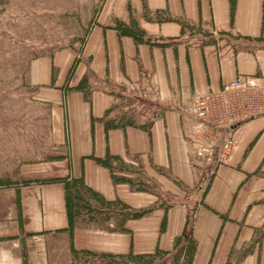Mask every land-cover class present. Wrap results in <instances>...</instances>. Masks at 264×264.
Masks as SVG:
<instances>
[{
  "label": "crops",
  "instance_id": "crops-1",
  "mask_svg": "<svg viewBox=\"0 0 264 264\" xmlns=\"http://www.w3.org/2000/svg\"><path fill=\"white\" fill-rule=\"evenodd\" d=\"M81 3L80 43L28 64L48 146L0 186V264H108L170 254L177 240L195 244L191 264H264V115L234 128L218 163L196 155L188 112L195 92L264 81V0H235L233 11L230 0ZM123 164L152 189L115 181L128 177ZM76 180L94 198L78 197Z\"/></svg>",
  "mask_w": 264,
  "mask_h": 264
},
{
  "label": "rangeland",
  "instance_id": "rangeland-1",
  "mask_svg": "<svg viewBox=\"0 0 264 264\" xmlns=\"http://www.w3.org/2000/svg\"><path fill=\"white\" fill-rule=\"evenodd\" d=\"M88 12L81 0H8L0 4L1 187L12 182L22 164L34 163L47 152V120L44 108L32 99L28 64L36 55L61 46L78 45L82 34L80 24ZM256 77L262 80V86L223 103L221 112L241 115L251 110H263L264 115V81L260 76ZM216 106H211L210 117L216 113ZM210 124L213 131L222 134L224 121L215 117ZM192 146L195 150L193 142ZM173 255L172 252L166 257L171 259ZM121 260H112L109 264H143L138 260ZM155 260L158 262L157 258Z\"/></svg>",
  "mask_w": 264,
  "mask_h": 264
},
{
  "label": "built area",
  "instance_id": "built-area-1",
  "mask_svg": "<svg viewBox=\"0 0 264 264\" xmlns=\"http://www.w3.org/2000/svg\"><path fill=\"white\" fill-rule=\"evenodd\" d=\"M260 80L256 76L236 78L223 83L217 91L198 92L192 95L188 112L194 120L193 145L199 158L208 160L215 158L218 163L227 161L231 151L235 148V141L232 138L234 128L255 116L262 115L263 110H251V112H244L241 115L238 113L233 115L229 112H221L220 106L245 91L261 87ZM212 105H217L216 113L210 117ZM215 117L216 120L225 122L221 127V135H219V131H213L210 124V120ZM40 238L41 235L35 236L37 240Z\"/></svg>",
  "mask_w": 264,
  "mask_h": 264
},
{
  "label": "trees",
  "instance_id": "trees-1",
  "mask_svg": "<svg viewBox=\"0 0 264 264\" xmlns=\"http://www.w3.org/2000/svg\"><path fill=\"white\" fill-rule=\"evenodd\" d=\"M7 1L8 0H0V4H2L3 2L6 3ZM230 3H231V11H233L235 0H230ZM113 24H114L115 28H117L118 30H120L123 33L131 35L137 41H141L144 39V36H143L140 28H138L136 26V24L133 27H132V25L128 26L118 19L114 20ZM183 27H185L184 24H183ZM187 28L190 30L189 32H191L192 34H201L203 36H208V37L210 36L211 37V35L209 33L202 31L200 28H197L194 26H192V27L187 26ZM223 34L224 33H221L220 36H222ZM81 39H82V37L79 38V41H81ZM211 39L213 40L212 37H211ZM173 41L174 40H171V42H173ZM40 55H44V54H40ZM40 55H36V56H40ZM36 56H34V57H36ZM85 79L86 78H83L81 80V82L75 88L80 89V90H84L86 88ZM85 93H86V91H85ZM124 123H125L124 118H120L119 120H117V122L112 123V124H115L116 126H118V125H124ZM124 166L126 168H124V167H121V168L124 169L128 173V177L127 176L117 177V176L113 175L115 181L128 183L134 189H137V190H140V189H146L147 190V188L152 189V185L151 186L146 185V183H144L141 180L143 174L141 173V171L138 168H134L133 166H127V165H124ZM0 185H1V183H0ZM3 185H5V184H3ZM74 186H75V188H76L75 190L77 192V193L76 192L75 193L78 195V197L84 195L85 197L92 199L96 195L95 193L91 192L89 189L85 188V186L79 180H76L74 182ZM154 192L158 195L157 191H154ZM97 200H99V199H97ZM128 213H132V212H128ZM194 251H195V244L194 243L188 242V244L180 246L179 240H177V243H176L175 248L173 250L174 255L171 259L166 257L168 252H161L160 251V252H157L155 254L148 255V256L131 255V256L127 257V260H133V261L138 260V261H140V263H143V264H167V263L168 264H191L192 259H193V255H194ZM156 258L158 259V262L155 260ZM160 260H163V261H160ZM180 260H181V262H180ZM110 261H112V260H110ZM120 261H122V260H120Z\"/></svg>",
  "mask_w": 264,
  "mask_h": 264
}]
</instances>
